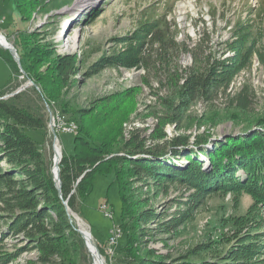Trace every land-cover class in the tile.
Instances as JSON below:
<instances>
[{
	"label": "rangeland",
	"instance_id": "obj_1",
	"mask_svg": "<svg viewBox=\"0 0 264 264\" xmlns=\"http://www.w3.org/2000/svg\"><path fill=\"white\" fill-rule=\"evenodd\" d=\"M36 1L37 6L30 19L23 22L15 9L14 0H0V33L5 35L6 41L14 45L24 32L38 29L44 31L43 36L47 40L55 42L58 53H75L77 58L82 54V61L74 63L78 67L70 80L61 87L57 102L47 100L39 86H35L41 93L39 103L46 113L47 135L35 129H27V133L36 141L35 145L46 160L52 161L54 157L52 113L58 112L61 120L73 122L78 127L82 121L81 111L92 109L98 103L97 100L105 96L112 100L111 105L120 108V113H124L125 117L117 127L119 133L114 140L116 144L112 146L115 151L137 136L144 140L145 147L161 146L166 153L176 147L189 149L185 146H192L201 135H208L211 140L209 145L213 146L225 140L228 135L242 134L248 126H251L250 131L255 130L259 126L257 120L264 119V62L258 61L255 55L248 65L232 75L225 90H219L215 96L189 97L186 101H182L183 96L178 93L183 81H178L177 86L172 87L167 65L161 67L160 71L150 69L148 72L144 65L116 66L108 60L100 62L103 56L121 52L125 44L119 38L130 35L141 18L153 13L155 8L162 11L166 3L173 1L172 11L166 19L175 28L174 40L177 45L185 46L184 49L190 52L171 54L173 65H170L174 69L178 67V74L184 80L189 66H197L193 55L201 62L207 54L209 60L215 57L222 59L231 54L229 49L223 51L221 48L222 43L230 39V31L237 20H252L256 30H261L264 27V0ZM261 9L260 16H257ZM95 11L99 14L86 22L87 14ZM8 32L11 34L6 36ZM198 64L201 66V63ZM17 67L18 71L14 73L0 54V91L10 89L17 83L19 87L28 80L21 74L23 72H20L18 64ZM157 78L162 82H158ZM8 89L0 95V99L11 96L13 90ZM95 113L99 115L95 110L83 118L88 128L97 123L93 119ZM161 120L167 122L162 126ZM106 122L110 124L113 120ZM106 122L92 127L99 138L111 137L109 131L105 132L108 129ZM2 130L3 126L0 125V231L5 232L9 223L24 216L27 209L32 211L40 207V203L34 207L33 203L25 201L23 203L28 208H21L16 197L20 188L27 198L41 199V194L46 196V192L28 182L25 172L19 174V170L10 169L14 159L13 151L11 160L10 155L6 156L5 146L8 143L2 138ZM177 135L187 136L184 146L170 141L172 136ZM56 136L61 156L62 153H71L73 133L59 132ZM10 146L14 147L15 144L10 142ZM200 159L203 167L207 166L205 159ZM184 162L185 159L181 157L173 163L182 166ZM6 172L13 179L12 182L4 176ZM132 175L128 177L129 191L132 193L130 199L135 200L136 213L141 215L134 245L138 250L136 253L142 254L143 258L160 257L167 264H182L185 260H194L192 256L195 253L206 252L207 248L201 249V252L197 248L206 247V244L214 240L218 243L215 253L211 252L213 255L217 252L222 255L227 248L237 244L225 238L224 233L229 235L234 228L230 217L244 214L251 205L253 199L249 194L240 195L235 208L229 192L200 196L184 182L157 180L140 170ZM117 185L114 171L108 174L96 173L89 195L82 202L76 200L79 213L73 211L91 232L93 243L101 249L99 252L104 264H118L114 250L107 254L103 245L110 226L121 221L122 206ZM102 203H106L112 211V218L104 216L99 210ZM56 220L60 221L54 214L50 219L43 218L44 229L52 237L67 232L64 228L55 229ZM30 229L29 225L27 229L12 230L1 237L2 253H15L4 264H83L84 259L81 260L80 255L77 256L71 249L65 252L67 257L61 252H55L49 260H44L46 251L41 250L38 244L32 245L28 234ZM37 229H32L31 235L37 233ZM261 230L264 231V228ZM146 250L151 253L146 255ZM92 262L90 258V264H94ZM86 264H89L88 260Z\"/></svg>",
	"mask_w": 264,
	"mask_h": 264
},
{
	"label": "trees",
	"instance_id": "obj_2",
	"mask_svg": "<svg viewBox=\"0 0 264 264\" xmlns=\"http://www.w3.org/2000/svg\"><path fill=\"white\" fill-rule=\"evenodd\" d=\"M172 2L166 3L162 11H157L155 8L153 13L141 18L130 35L119 38L125 44L121 52L103 56L100 62L108 60L116 66L144 65L148 72L150 69L154 72L160 71L161 67L167 65L169 66L167 75L172 82V87L177 86L178 81H183L178 91L183 96L182 101L204 95L215 96L219 90H225L232 75L248 65L254 55L258 61L264 62V27L257 31L252 20L239 19L230 31V39L222 43L221 50L229 49L231 54L222 59L215 57L211 60L207 54L201 62H198L193 55L197 66H189V71L183 80L178 74V67L172 68L170 55L179 51H190L184 49L183 45H177L174 40L175 28L166 19L172 11ZM14 6L20 20L27 22L37 6V1L14 0ZM260 12L262 9L257 16H260ZM98 14V11L87 14L86 22ZM43 32L38 29L26 31L14 43L23 68L21 74L31 79L34 84L6 99H0V125L3 126L2 138L8 143L5 146L6 156L10 155L11 160V151H13L14 159L10 169L19 170V174L25 172L28 182L44 190L46 196L42 193L41 199L27 198L20 188L16 197L17 204L21 208H28L23 203L25 201L33 203L34 207L40 203V207L32 211L27 209L24 216L12 220L5 232L0 231V239L15 228L27 229L30 225L32 229L38 228L37 233L31 235L32 229H30L28 234L32 245L38 244L41 250L46 251L43 255L44 260H49L50 255L55 252H61L64 255L71 249L77 256L80 255L81 260L84 259L83 264H86L87 260L90 264L89 252L81 235L75 229L74 219L65 209L63 201L67 200L69 208L79 213L76 200L79 199L78 201L82 202L81 200L89 195L94 175L114 171L122 206L119 223L122 235L114 249L115 260L118 264H167L160 257L143 258L142 254L136 253L138 250L134 244L137 242V225L141 215L138 216L136 213L135 200L130 199L132 193L129 191L128 177L140 170L157 180L184 182L188 187L195 189L196 194L200 196L229 192L234 199L235 208L238 198L243 193L249 194L253 199L244 214L230 217L234 226L232 233L229 235L224 233L225 238L237 244L227 248L222 255L219 252L213 255L211 252L215 253L218 243L214 240L213 243L206 244V247L197 248L200 252L201 249L207 248L206 252L195 253L192 256L194 260L188 259L182 264H264V255H262L264 231L261 230L264 228V119L257 120L259 126L255 130L250 131L251 126H248L242 134L228 135L225 140L214 143L213 146L205 145L209 140L208 135H201L195 139L196 141L189 149L176 147L166 153L161 146L145 147L144 140H140L137 136L115 151L112 146L116 144L114 140L119 133L117 127L125 117L124 113H120L119 107L110 104L112 100L108 96L102 97L97 100L98 103L92 109L87 108L81 111L83 112L82 121L73 134L72 152L62 153L58 164L61 197L59 196L51 175L52 161L42 156L35 145L36 141L27 133V129L44 131V136L47 135L45 134L46 113L39 103L42 98L41 93L35 89V86H39L40 92L47 100L57 102L61 87L70 80L78 67L74 63L82 61V54L77 58L75 53H58L55 42L47 40ZM10 34L8 32L6 36ZM0 54L5 57L12 71L17 73V64L8 50L0 47ZM198 63H201V66ZM156 80L162 82L160 78ZM18 85L17 83L10 89L1 90L0 95L7 89L14 91ZM95 110L99 114L96 116L95 113L93 116L97 123L88 128L84 125L83 118ZM100 110L101 113H99ZM106 120H113V122L109 124ZM102 122L107 123L108 129L105 132L109 131L111 137L99 138L92 131L93 125L97 126ZM161 122L163 126L167 121L161 120ZM186 137L172 136L170 141L176 143L175 145H183L187 142ZM10 142L15 146H10ZM181 157L185 159L182 166L173 163ZM200 158L205 159L207 166L203 167L204 164L202 165ZM7 173L4 176L9 178ZM81 175V179L77 182ZM12 180L9 178V181L12 182ZM52 214L60 219V221H54L55 229L64 228L67 232L52 237L48 231H45L43 218L50 219ZM99 251H101L100 248ZM150 253V250L145 252L146 255ZM14 254V252L2 253L0 250V264L7 262L10 257H14ZM66 255L64 256L67 257Z\"/></svg>",
	"mask_w": 264,
	"mask_h": 264
},
{
	"label": "water",
	"instance_id": "obj_3",
	"mask_svg": "<svg viewBox=\"0 0 264 264\" xmlns=\"http://www.w3.org/2000/svg\"><path fill=\"white\" fill-rule=\"evenodd\" d=\"M4 37V39H6V37H5V35H3V34H1L0 33V37ZM0 47L1 48H3V49H7L8 50V52H9V54L12 56V58H13V60L18 64V66H19V70H20V72H23V68L21 67V64H20V59H19V55L17 54V51H16V49H15V47H14V45L11 43V42H8V45H3V44H1L0 43ZM34 83L32 82V80L30 79H28L25 83H23V84H21L19 87H17L12 93H10V95H13V94H17V92H19V91H21L22 89H24L25 87H27L28 85H33ZM37 87V86H36ZM53 142H54V140L56 139V135H55V133H54V135H53ZM211 143V140H210V138H209V140H207V142L205 143V145H208V144H210ZM54 144V143H53ZM193 146V145H192ZM192 146H190V145H187V146H185L186 148L188 147V148H190V147H192ZM53 148H54V145H53ZM53 155H55V152H54V154ZM60 159H61V155L60 156H58L57 157V160H55V157H53V160H52V164H53V166H52V169H51V171H52V176H53V180H54V183H55V186L57 187V189H58V191H59V196L61 197V192H60V178H59V161H60ZM83 175V174H82ZM82 175L77 179V182L81 179V177H82ZM63 204H64V206H65V209L67 210V211H69V206H68V204H67V200H64L63 201ZM76 230H77V232L81 235V237H82V239H83V241H84V244H85V246H86V249H87V251L90 253V256H91V258L93 259L94 258V256H93V252H92V249H90L91 247H89V243H88V241H87V233L85 232V231H83L81 228H78V227H76L75 228ZM90 235H91V232H90ZM93 247L95 248V251H96V255H97V257L99 258V259H101L102 260V256H101V254H100V252H99V249H98V247L93 243ZM93 263V262H92ZM95 264V263H94Z\"/></svg>",
	"mask_w": 264,
	"mask_h": 264
},
{
	"label": "built area",
	"instance_id": "obj_4",
	"mask_svg": "<svg viewBox=\"0 0 264 264\" xmlns=\"http://www.w3.org/2000/svg\"><path fill=\"white\" fill-rule=\"evenodd\" d=\"M52 114H54L51 116V122L53 126L52 129L54 133L58 132L55 133L56 135L59 134V132L75 133L73 129V125H70L69 123H66L64 120H61L62 117L59 115L58 112L55 111ZM99 210L104 214V216L112 218V211L108 208L106 203L100 204ZM121 235H122L121 226L117 223H113L108 231V237L106 239V242L103 244L107 254L113 253L114 247L117 245L118 239H120Z\"/></svg>",
	"mask_w": 264,
	"mask_h": 264
},
{
	"label": "bare ground",
	"instance_id": "obj_5",
	"mask_svg": "<svg viewBox=\"0 0 264 264\" xmlns=\"http://www.w3.org/2000/svg\"><path fill=\"white\" fill-rule=\"evenodd\" d=\"M7 39H4V37H0V43L3 44V45H8V42L9 41H6ZM66 122V121H65ZM67 123V122H66ZM70 125H73V129L74 131L76 132L77 130V126L73 123V122H68ZM72 134V133H71ZM74 134V133H73ZM58 141L55 139L54 140V152H55V160H57V157L61 155V149H60V146L59 144L57 143ZM53 166V164H52ZM69 213H70V216H72V218L75 220V223H76V226L78 228H81L83 231H85L87 233V241L89 243V247H91L90 249H92V252H93V263L95 264H104L103 262V259H99L96 255V251H95V248L93 247V241H92V238H91V235H90V232L87 228V226L84 224V222L80 219V217L75 214L73 211L69 210Z\"/></svg>",
	"mask_w": 264,
	"mask_h": 264
}]
</instances>
